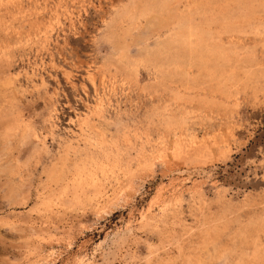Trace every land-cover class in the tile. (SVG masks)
Instances as JSON below:
<instances>
[{
	"label": "rangeland",
	"instance_id": "374dc122",
	"mask_svg": "<svg viewBox=\"0 0 264 264\" xmlns=\"http://www.w3.org/2000/svg\"><path fill=\"white\" fill-rule=\"evenodd\" d=\"M0 264H264V0H0Z\"/></svg>",
	"mask_w": 264,
	"mask_h": 264
},
{
	"label": "trees",
	"instance_id": "16d2710c",
	"mask_svg": "<svg viewBox=\"0 0 264 264\" xmlns=\"http://www.w3.org/2000/svg\"><path fill=\"white\" fill-rule=\"evenodd\" d=\"M240 155H237V157H239ZM227 166H229V167H234V166H239L238 164H237V162H229L228 164H227ZM217 168L219 169V170H225V169H228L227 167H226V165H221V164H219L218 166H217ZM231 172V171H230ZM221 180L222 181H224V182H227V183H229L230 181H229V179L227 178V177H225V175H221Z\"/></svg>",
	"mask_w": 264,
	"mask_h": 264
}]
</instances>
